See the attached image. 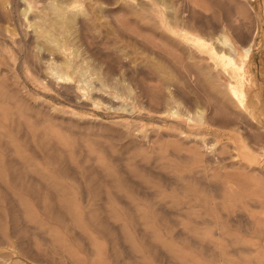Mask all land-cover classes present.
Masks as SVG:
<instances>
[{
  "label": "rangeland",
  "instance_id": "1",
  "mask_svg": "<svg viewBox=\"0 0 264 264\" xmlns=\"http://www.w3.org/2000/svg\"><path fill=\"white\" fill-rule=\"evenodd\" d=\"M200 1L209 10L204 14L186 9L181 0H169L177 13L190 15L186 26L169 32L147 13L128 7L114 10L107 21L97 12L92 28L77 30L70 24L61 29L58 36L69 33L70 48L90 84L101 83L122 99L135 91L143 109L129 117L107 105L97 110L92 102L77 104L45 86L43 68L33 67L40 60L41 41L33 38L35 26L43 23L33 13L48 12L47 0L32 9L21 0H0V264H264V0ZM114 17L123 20L122 27L137 30L142 42L122 28L117 31ZM237 17L247 22L239 19L238 24ZM213 23L218 29L227 26L239 51L254 40L246 72L250 86L237 83L245 90L243 107L232 98L231 80L213 66L208 50L193 47V40L204 38ZM108 30L114 35L109 37ZM240 74L233 71L232 81ZM172 78L180 96L171 92ZM171 107L172 114L164 112ZM196 109L204 111L202 121ZM156 110L162 111L159 118L152 114ZM237 186L240 194L233 198L231 189Z\"/></svg>",
  "mask_w": 264,
  "mask_h": 264
},
{
  "label": "bare ground",
  "instance_id": "2",
  "mask_svg": "<svg viewBox=\"0 0 264 264\" xmlns=\"http://www.w3.org/2000/svg\"><path fill=\"white\" fill-rule=\"evenodd\" d=\"M21 1H23L24 3H25V5H26V7L27 8H30V9H32V7H35L36 6V4H37V1H41V0H21ZM90 3L88 4V5H85V3H86V0H47V2L48 3H46L44 6H47L46 8L48 9V12L47 11H45V13H42L41 11L43 10V9H40L39 11H37V12H35V13H33L35 16H34V18L35 17H40V19H42V21H43V23H40V24H38V25H36L34 28H35V30L37 29V28H39L38 30H36L37 31V33H36V31L35 30H33L32 32L33 33H36L35 34V36L32 34V33H30V35L32 34L33 35V38L35 39H41V41L40 42H42V44H39L38 43V47H39V58H40V60L38 61V62H35L34 64H33V67H35V68H38L37 67V65L39 66V67H41V68H43V69H41L42 71H43V73H44V82H45V86H51L52 88L54 87L55 89H56V91L57 92H61L60 94H62V93H66L67 94V96H69V98L71 99V100H76L77 102V104H79V103H81L82 102V105H83V103L84 104H86L87 102H92L91 103V105L92 106H94V107H97V108H95V109H97L98 110V106L100 105V104H102V105H107L108 106V108L110 109V110H114V111H118V112H120L121 114L120 115H122V116H129V117H132V116H134V114H135V112H137L136 110L139 108V109H143L141 106V104L139 103V98H137L138 96H137V94H134L135 93V91L134 92H132L133 90H130V92H131V96L130 95H128V96H126L127 97V99H122L120 96H119V94L117 93V92H111V91H108V90H106L105 88H103L102 87V85H101V83H100V85L99 86H97V85H92V84H90L89 83V81H87L86 79L87 78H83L84 77V74H85V69L81 66V60H79L77 57H78V55L75 53V50L73 51V49H71L70 47H71V38L69 39V33L68 32H70V35H73V34H71V32H73V31H71L70 29H72V28H66V29H68L67 30V32L66 33H68V34H65V33H63V35H62V37H59L60 36V31H61V29L63 28V27H65V26H68V25H70L71 24V26L73 25L77 30H79L81 27L82 28H92L93 27V25H94V23L96 24V22H95V20H96V15H97V12L98 13H102L101 15H98V16H100V17H110L109 15L115 10V11H117V10H120L121 8H130L131 10H132V12H135V13H147L146 15L147 16H149V18H150V20H153L161 29H163L164 31H171L172 29H174V28H181L182 26H186V25H184V23L186 22V19H189V14H184L183 12H182V14L180 13H177V11H176V8H175V6L174 5H171V4H169V0L167 1V0H140V1H138V0H102V2H96L97 0H88ZM181 1H183V3H184V6L186 7V9L188 8V10L190 9L191 11H196V12H198L199 14H204V13H206L207 11L206 10H208L207 9V7L205 6L206 4H203L200 0H181ZM230 0H228V2H229ZM233 1V0H232ZM3 2V1H2ZM136 2H138V4L136 3ZM173 2V1H172ZM175 2V1H174ZM219 2H221V1H219L218 0V3ZM224 2H225V0H224ZM227 1H226V3H228ZM102 3H104V5H102ZM179 3V2H178ZM214 3V2H213ZM226 3H222L221 5H224V6H226L227 4ZM87 4V3H86ZM135 4H137L138 5V7H135L134 5ZM175 4H176V2H175ZM217 4V3H216ZM228 4H231V3H228ZM232 6H233V3L231 4ZM230 5V6H231ZM84 6H85V8H84ZM7 7V6H6ZM38 7V6H37ZM234 7H236V6H234ZM38 8H40V7H38ZM169 8H171V13H169ZM225 8V7H224ZM231 8V7H230ZM26 9V8H25ZM37 9V8H36ZM46 9V10H47ZM232 9L234 10V9H236V8H233L232 7ZM238 9H240V8H238ZM24 10V9H23ZM25 11V10H24ZM29 11V10H28ZM114 11V12H115ZM187 11V10H186ZM209 11V10H208ZM235 11V10H234ZM234 11H232L231 9H230V12H234ZM237 11V10H236ZM27 12V11H26ZM25 12V14L27 15L28 13H26ZM32 12V11H31ZM184 12H185V10H184ZM229 12V13H230ZM37 13V14H36ZM189 13V12H188ZM226 13H227V9H226ZM117 14V13H116ZM121 14V13H120ZM208 14H210L209 12H208ZM207 14V15H208ZM230 14H232L231 16H233L234 17V13H230ZM119 15V14H118ZM117 15V16H118ZM205 16V17H207L208 18V16ZM124 17V15H120V17L121 18H123ZM224 16H226V15H224ZM236 16H237V13H236ZM99 17V18H100ZM119 17V16H118ZM223 17V16H222ZM19 18V17H18ZM98 17H97V19L100 21V19H99ZM111 18V17H110ZM110 18H109V20H110ZM125 18V17H124ZM193 18V17H192ZM39 19V20H40ZM212 18L210 17V20H211ZM225 19V18H224ZM236 19H238V24H240V22L242 21H245L244 19H242L241 20V17L239 18V17H237ZM239 19L241 20V21H239ZM25 20V19H24ZM33 20H35V19H33ZM105 21H107L106 20V18L104 19ZM120 18H117V17H114L113 18V24L112 23H110V24H112L113 26H115V28H116V30L118 31V29H121L122 28V30H124V32H126V34H130V35H132L133 36V38H135V39H139L140 38V36L139 35H137V33H136V31H135V29H130V27L128 28V26H127V28H124V27H122L123 25L121 24V22L123 21H121L120 22ZM194 20V19H193ZM208 20H209V18H208ZM26 21V20H25ZM38 21V20H37ZM41 21V20H40ZM204 21H205V19H204ZM23 22V21H22ZM46 22V23H45ZM104 22V21H103ZM206 22V21H205ZM212 22V21H211ZM245 22H247V20L245 21ZM35 23H36V21H35ZM98 23V22H97ZM108 23H109V21H108ZM107 23V24H108ZM140 23V22H139ZM151 23V22H150ZM149 23V24H150ZM190 23V22H189ZM197 23V22H196ZM244 23V22H243ZM28 24V23H27ZM104 24V23H103ZM110 24H108V25H110ZM131 24V23H130ZM156 24H154V25H156ZM185 24H188V23H185ZM236 24H237V22H236ZM242 24V23H241ZM249 25L248 23H245L244 25ZM21 24L19 23V26H20ZM121 25V26H120ZM133 25V24H132ZM243 25V24H242ZM246 25V26H247ZM70 26V27H71ZM103 26V25H102ZM106 26V25H105ZM125 26H126V24H125ZM187 26H189V25H187ZM191 26V25H190ZM193 26V25H192ZM240 26V25H239ZM22 27V26H21ZM110 27V26H109ZM134 27V26H133ZM196 27H197V25H196ZM202 27V26H201ZM243 28L242 29H244V27L245 26H242ZM99 28V25H98V27H97V29ZM106 29H108V27H105ZM115 28H113V30L115 29ZM154 28H156V26L154 27ZM198 28V27H197ZM200 28V27H199ZM203 28H204V26H203ZM241 28V27H240ZM21 29V28H20ZM33 29V28H32ZM65 29V30H66ZM103 29V28H102ZM105 29V30H106ZM182 29V28H181ZM183 29H185V27L183 28ZM195 29V28H194ZM208 30L206 31V34H205V37L204 38H196L195 40H193V47H195V48H198V50H202L203 48L204 49H206V50H208V52H209V58H210V60L212 61V64H213V66L215 67V66H220L221 67V70L223 71V73L224 74H227L228 76H229V78H230V80H231V83H229V91H230V94H231V96H232V98L233 99H235V100H237V103H238V106L239 107H243V99L245 98V96H246V94H245V90H241L239 87H238V84L237 83H242V85H244V86H246L245 85V83H247V86H248V80H247V77H246V72H245V65H246V63H247V61H248V57H249V54L251 53V51H252V44H253V41L254 40H252L251 42H248L249 44H247V45H245V46H242V48H241V51H239L238 50V48H237V46H236V42L234 41V39L232 38V36H231V34L229 33V31L227 30V26H221V28L220 29H218V26L216 25V23H213L211 26H209L208 28H207ZM234 29H236V28H234ZM234 29H233V31H234ZM95 30V29H94ZM115 30V31H116ZM204 30V29H203ZM238 30H239V28H238ZM241 30V29H240ZM239 30V32H241ZM246 29H244L243 31H245ZM63 31V30H62ZM74 31H75V29H74ZM96 31V30H95ZM107 31V30H106ZM109 31V30H108ZM112 31V30H111ZM120 31V30H119ZM192 31H195V30H192ZM28 32V31H27ZM31 32V31H30ZM80 32V31H79ZM105 32V31H104ZM113 32V31H112ZM154 32V31H153ZM200 32V31H199ZM238 32V33H239ZM254 32V31H253ZM24 33V35H25V32H23ZM109 33H110V31H109ZM108 32H107V34L109 35V37H110V35H114V32H113V34L112 33H110L109 34ZM237 33V32H236ZM27 35H28V33H26ZM87 34V33H86ZM85 34V35H86ZM105 34H106V32H105ZM116 34V33H115ZM139 34V33H138ZM201 34H202V32H201ZM59 35V36H58ZM124 35V34H123ZM148 35V34H147ZM151 35V34H150ZM242 35V34H241ZM255 35V34H254ZM22 36H23V34H22ZM26 36V35H25ZM24 36V37H25ZM90 36V35H89ZM139 36V37H138ZM143 36V35H142ZM152 36V35H151ZM236 36V35H235ZM237 36H239V35H237ZM246 36V35H245ZM70 37H72V36H70ZM101 37V36H100ZM104 37V36H103ZM108 36L106 35V38H107ZM127 37V36H126ZM145 38H147L146 36H144ZM149 37V36H148ZM155 37V36H154ZM154 37H151V39L152 38H154ZM247 37V36H246ZM250 37V36H249ZM27 38V37H26ZM90 38V37H89ZM105 38V39H106ZM125 38V37H124ZM145 38H141L142 40H144V42H145ZM252 38H254V37H252ZM25 39V38H24ZM30 39H32V36L30 37ZM104 39V40H105ZM127 39H128V37H127ZM134 39V40H135ZM148 39V38H147ZM146 39V40H147ZM249 39V38H248ZM247 39V40H248ZM33 40V39H32ZM42 40H45L46 42L44 43ZM103 40V39H102ZM115 40V39H114ZM114 40H112L113 41V43L115 42ZM126 40V39H125ZM131 40V39H130ZM149 40H150V37H149ZM34 42L33 43H37V41H35V40H33ZM112 41H111V38H110V41H108V42H111L112 43ZM131 41H133V40H131ZM138 41V40H137ZM139 41H141L140 39H139ZM148 41V40H147ZM150 41H152V40H150ZM29 42H30V40H29ZM73 42H75V41H73ZM106 42H107V40L105 41V44H106ZM125 42V41H124ZM136 42V41H135ZM142 42V41H141ZM143 42V43H144ZM154 42H156V41H154ZM158 42V41H157ZM156 42V43H157ZM160 42V41H159ZM159 42L157 43V44H159ZM245 42V41H244ZM31 43H32V41H31ZM29 44V45H33V44ZM47 43H50V44H47ZM102 43H104V41H102ZM102 43L100 44V43H98L100 46L102 45ZM116 43V42H115ZM127 43V42H126ZM134 43V42H133ZM163 42H161L160 44L161 45H163L162 44ZM97 44V45H98ZM110 44V43H109ZM108 44V45H109ZM118 43H116L115 45H117ZM130 43H128V48H131V47H129L130 45H129ZM138 44V43H137ZM146 44H147V42H146ZM148 44H150V43H148ZM255 44V43H254ZM27 45V44H26ZM29 45H28V47H29ZM36 45V44H35ZM75 45V44H74ZM96 45V44H95ZM125 45V44H124ZM156 45V44H155ZM161 45H159V46H161ZM137 46V45H136ZM149 46V45H148ZM152 46V45H151ZM158 46V47H159ZM166 45H164V47H165ZM34 47V46H33ZM36 47V46H35ZM34 47V48H35ZM99 47V46H98ZM119 47V46H118ZM126 47V46H125ZM124 47V48H125ZM153 48L152 49H154V46H152ZM162 47V46H161ZM190 47H192V45L190 46ZM189 47V50H191V48ZM192 47V48H193ZM97 48V47H96ZM102 48V47H101ZM117 48V47H116ZM155 48H156V46H155ZM36 49V48H35ZM34 49V50H35ZM167 49V48H166ZM171 49V48H170ZM77 50V49H76ZM102 50V49H101ZM168 50V49H167ZM35 51H38L37 49L35 50ZM140 51H142V50H140ZM159 51V50H158ZM97 52V51H96ZM163 52V51H162ZM162 52H161V54H162ZM171 52V51H170ZM117 53H118V51H117ZM131 53H132V51H131ZM152 53H154V52H152ZM167 53V52H166ZM196 53V52H195ZM194 53V54H195ZM146 54V53H145ZM174 54H175V51H174ZM85 55V54H84ZM113 55V54H112ZM120 55V54H119ZM154 55V54H153ZM158 55H160V54H158ZM163 55V54H162ZM162 55H160L161 57H162ZM123 56V55H122ZM147 56V55H146ZM169 56V55H168ZM129 57V56H128ZM144 57V56H143ZM159 57V56H158ZM170 57V56H169ZM173 57H175V55L173 56ZM173 57H172V60H173ZM198 57V56H197ZM86 58V57H85ZM121 58V57H120ZM123 58V57H122ZM153 58V57H152ZM195 58V57H194ZM201 58H202V56H201ZM207 58V57H206ZM206 58H204V59H206ZM113 59H117V61H118V58L116 57V58H113ZM143 59V58H142ZM197 59V58H196ZM199 59H200V56H199ZM203 59V58H202ZM33 60H35V59H32V61ZM137 60V59H136ZM149 60V59H148ZM151 60V59H150ZM155 60V59H154ZM175 61H176V59H174ZM174 60H173V64L175 63L174 62ZM113 61V60H112ZM111 61V62H112ZM124 61H125V57H124ZM127 61V60H126ZM166 61H168V60H166ZM203 61V60H202ZM119 62V61H118ZM118 62H116V63H118ZM162 62V61H161ZM171 62V61H170ZM27 63V62H26ZM31 63H33V62H31ZM30 63V64H31ZM85 63V62H84ZM116 63L114 64L115 66H116ZM127 63V62H126ZM125 63V64H126ZM154 63V62H153ZM169 63V62H168ZM37 64V65H36ZM87 64H89V63H87ZM155 64H158L157 63V60H156V63ZM155 64H153V67L155 68V66L157 67V65H155ZM170 64H172V63H170ZM84 65V64H83ZM85 65H86V63H85ZM121 65L123 66V64L121 63ZM121 65H120V67H121ZM137 65V64H136ZM211 65V64H210ZM114 66V67H115ZM132 66V65H131ZM147 66H149V65H147ZM204 66V64H202V67ZM212 66V65H211ZM113 67V66H112ZM127 67V66H126ZM160 67V66H159ZM175 68H177L176 70H178V73H179V70H180V72L181 73H184L185 74V72L184 71H182L181 69H178V67H180V64L179 65H176L175 64V66H174ZM205 67V66H204ZM203 67V71H204V68ZM115 68H118V67H115ZM122 68V67H121ZM130 68V67H129ZM153 68V69H154ZM158 68V67H157ZM211 68V67H210ZM209 68V69H210ZM94 69V68H93ZM126 69H128V68H126ZM151 69H152V67H151ZM159 69V68H158ZM163 69V67L161 68V70ZM207 69V68H206ZM208 69V70H209ZM33 70V69H32ZM100 70V69H99ZM164 70H166V69H164ZM168 70V69H167ZM235 70H237L238 72H242V75L240 74V76L237 78L238 80L235 82L234 80L232 81V79H233V71H235ZM129 71V70H128ZM139 71V70H138ZM163 71V70H162ZM211 71V70H210ZM219 71V70H218ZM35 72H37V71H35ZM40 72V71H39ZM88 72V71H87ZM113 70H109V73H110V75H114L113 73ZM133 72V71H132ZM145 72V71H144ZM164 72V71H163ZM135 73V72H134ZM158 73H160V72H158ZM169 74V72H164V74ZM213 73H216L215 71L213 72ZM213 73H211V74H213ZM136 74V73H135ZM163 74V75H164ZM38 75V74H37ZM161 76H162V73L160 74ZM159 75V76H160ZM28 76V75H27ZM91 76H92V74H91ZM135 76V75H134ZM158 76V77H159ZM181 76V75H180ZM184 76H186V74L184 75ZM212 76V75H211ZM210 76V78H212ZM216 76V75H215ZM43 77H42V79H43ZM93 77V76H92ZM126 77H127V75H126ZM150 77V76H149ZM153 77V76H152ZM157 77V78H158ZM172 77V76H171ZM170 77V78H171ZM175 77H177V76H175ZM30 79H31V77H29ZM34 79L36 78V77H33ZM38 78V77H37ZM37 78H36V80L35 81H37ZM125 78V77H124ZM166 78H169V75H168V77H166ZM178 78H180V77H178ZM116 79V78H115ZM114 79V80H115ZM139 79V78H138ZM155 79V78H154ZM159 79H161V78H159ZM163 79V78H162ZM165 79V78H164ZM189 79H190V81L191 82H195V80H194V78L192 77V75H189ZM112 81V82H116V81ZM141 80V79H140ZM157 80V79H156ZM171 80V82H172V86L174 87L175 85H173L174 84V82H173V78L172 79H170ZM176 80V79H175ZM215 80V79H214ZM222 80V79H221ZM94 81V80H93ZM165 81H167V82H170V81H168V80H165ZM34 82V81H33ZM111 82V81H110ZM164 82V81H163ZM177 83H178V81H176ZM180 82V81H179ZM222 82H224V81H222ZM140 83H141V81H140ZM165 83V82H164ZM163 83V84H164ZM42 84V83H41ZM113 84V83H112ZM163 84H162V87H166V86H168V85H170L171 86V84H165V86H163ZM184 84V83H183ZM38 85V84H37ZM39 86V85H38ZM42 86H43V84H42ZM106 86V85H105ZM104 86V87H105ZM113 86V85H112ZM111 86V87H112ZM121 86H124V83H121ZM179 86V85H178ZM193 86H195V85H193ZM197 86V85H196ZM243 86V87H244ZM246 86V88H248ZM44 87V86H43ZM114 87V86H113ZM157 87H159V86H157ZM156 87V88H157ZM161 86H160V88H162ZM199 86H197V87H195V89L196 90H198V91H200L199 89H197ZM226 87V86H225ZM120 88V87H119ZM123 88V87H122ZM132 88V87H131ZM139 88V87H138ZM160 88H159V92L161 91L160 90ZM166 88H170V89H172L171 87H166ZM200 88V87H199ZM213 88V87H212ZM126 89V88H125ZM128 89H130V88H128ZM141 89V88H140ZM148 89V88H147ZM155 89V88H154ZM158 89V88H157ZM169 89V90H170ZM156 90V89H155ZM155 90H152L151 91V94H152V92H153V94H155ZM173 90L174 91H171V92H173L174 93V95H176V96H180L181 94H180V92H179V89H177V87H176V89H175V87L173 88ZM55 91V92H56ZM150 91V90H149ZM148 91V92H149ZM157 91V90H156ZM167 91V90H166ZM52 92V91H51ZM127 92V91H126ZM140 92V91H139ZM156 93V94H158V96L160 95V93ZM163 92V91H162ZM161 92V93H162ZM42 93V92H41ZM128 94H129V92H127ZM132 93H133V95H132ZM136 93H138L137 92V90H136ZM200 93V92H199ZM150 94V95H151ZM155 94V95H156ZM169 94H170V92H169ZM180 94V95H179ZM42 95H43V93H42ZM44 95H46V94H44ZM43 95V96H44ZM172 95V94H171ZM65 97V95H64V98H68V97ZM154 96V95H153ZM164 96V95H163ZM202 96H204L203 94H202ZM162 97V96H161ZM181 97H183V98H185L183 95L181 96ZM181 97H179V98H181ZM206 97V96H205ZM156 98H158V97H155V99ZM174 98V97H173ZM196 98H198V97H196ZM160 99H162V98H160ZM160 99H158V101L160 100ZM41 100V99H40ZM157 100V99H156ZM183 100H186V99H183ZM188 100V99H187ZM187 100H186V102H187ZM162 101V100H161ZM160 101V102H161ZM189 101V100H188ZM63 102H65V101H63ZM69 102H71V101H69ZM72 102H74V101H72ZM174 102V101H173ZM184 102V101H183ZM191 102V101H190ZM207 102H209V100L207 101ZM150 102L148 101V104H149ZM216 103V102H215ZM159 104V103H158ZM197 104V103H196ZM4 105V104H3ZM141 105V106H140ZM174 105H176V104H174ZM10 106V105H9ZM14 106V105H13ZM71 106V105H70ZM76 106V105H75ZM75 106L73 107V108H75ZM145 106V105H144ZM147 106V105H146ZM155 106V105H154ZM3 107V106H2ZM85 107V106H84ZM150 107V106H149ZM155 107H158V106H155ZM177 107V106H176ZM194 107V106H193ZM200 107V106H199ZM199 107H197V108H199ZM4 108L6 109V107H5V105H4ZM7 108H8V105H7ZM58 108V107H57ZM154 108V107H153ZM160 107H158V109H159ZM179 108V107H178ZM201 108V107H200ZM13 109V108H12ZM100 109V108H99ZM155 109V108H154ZM162 109V108H161ZM85 110V109H84ZM103 110H104V108H103ZM170 110V109H169ZM169 110H165L164 112H167V113H171V111H174V110H172V107H171V110H170V112H169ZM80 111V110H79ZM105 111V110H104ZM144 112L146 111V110H143ZM16 112H19V111H16ZM95 112V111H94ZM144 112H142L141 111V113H144ZM162 111H160V110H156V111H154V113H152V114H157L156 115V117L157 118H159L160 117V113H161ZM178 112V111H177ZM196 114H197V116H198V119L200 120V121H202L203 120V114H204V111L201 109V110H198V109H196ZM3 113V112H2ZM20 113H21V111H20ZM104 113V112H103ZM147 114H149V112L148 113H146V115ZM172 114V113H171ZM171 114H169L170 116H171ZM18 115V119H19V114H17ZM30 115V114H29ZM143 115V114H142ZM164 115V114H163ZM173 115H174V113H173ZM25 116H27V115H25ZM145 116V115H144ZM30 117H32V116H30ZM128 117V118H129ZM138 117V116H137ZM162 117V116H161ZM210 117V116H209ZM118 118V117H117ZM127 118V117H126ZM180 118V117H179ZM233 118V117H232ZM33 119H34V117H33ZM43 119V118H42ZM41 119V120H42ZM46 119V118H45ZM173 119V118H172ZM177 119V118H176ZM181 119V118H180ZM211 119V118H210ZM40 120V121H41ZM47 120V119H46ZM45 120V121H46ZM126 120V119H125ZM163 120H165V119H163ZM212 120V119H211ZM215 120V119H214ZM43 121V120H42ZM41 121V123L43 124V122ZM124 121V120H123ZM122 121V122H123ZM127 121V120H126ZM174 121V120H173ZM197 121V120H196ZM21 122V121H20ZM35 122H39V121H35ZM116 122V121H115ZM130 122V121H129ZM146 122V121H145ZM151 122V121H150ZM180 122V121H179ZM187 122H189V121H187ZM27 123V122H26ZM41 123H39L40 125H41ZM45 123V122H44ZM53 123V122H52ZM127 123V122H126ZM136 123V122H135ZM202 123H204V122H202ZM46 124H47V122H46ZM123 124V123H122ZM158 125H159V123H157ZM183 124V123H182ZM230 124V123H229ZM35 125V124H34ZM40 125H38V126H40ZM47 125H49V131L50 130H52L51 128H50V125L51 124H47ZM47 125L45 126V128H43V129H46L47 128ZM135 125V124H134ZM137 125V124H136ZM179 125V124H178ZM36 126V125H35ZM127 126V125H126ZM154 126H155V124H154ZM159 126H161V125H159ZM167 126V125H166ZM202 125H200V127H201ZM41 127V126H40ZM52 127V126H51ZM123 127H125L124 126V124H123ZM135 127V126H134ZM139 127V126H138ZM182 127V126H181ZM36 128V127H35ZM38 128V129H37ZM36 129L39 131V127H37ZM183 128V127H182ZM53 129H55V126L53 125ZM127 129V128H126ZM128 129H132V128H130V127H128ZM146 129H147V127H146ZM151 129H152V127H151ZM181 129V128H180ZM48 130V129H47ZM135 130V129H134ZM140 130V129H139ZM149 130V129H148ZM173 130V129H172ZM24 131V130H23ZM34 131V130H33ZM40 131H42L43 132V130H42V127H41V130ZM128 131V130H127ZM131 131H133V130H131ZM138 131V130H137ZM141 131H142V128H141ZM143 131H145V130H143ZM129 132V131H128ZM134 132L135 131H133V134H134ZM139 132V131H138ZM150 132V131H149ZM148 132V133H149ZM203 132V131H202ZM24 133H27L26 131H24ZM40 133V132H39ZM51 133V132H50ZM130 133V132H129ZM147 133V134H148ZM153 133V132H152ZM53 134V133H52ZM132 134V135H133ZM137 134V133H136ZM139 135H140V133H138ZM143 134H146V133H143ZM164 134V133H163ZM135 135V134H134ZM150 135H151V133H150ZM165 135V134H164ZM184 135V134H183ZM182 135V136H183ZM199 135V134H198ZM201 136H202V134H200ZM22 136V135H21ZM30 136V135H29ZM28 136V137H29ZM129 136V135H128ZM144 137L146 136V135H143ZM148 136V135H147ZM153 136V135H152ZM151 136V137H152ZM155 136V135H154ZM167 136V135H166ZM50 137H51V135H50ZM138 137V136H137ZM136 137V138H137ZM139 137H142V136H139ZM143 137V138H144ZM192 137V136H191ZM196 137V136H195ZM198 137V136H197ZM200 137V136H199ZM150 138V137H149ZM148 138V139H149ZM154 138V137H153ZM167 138V137H166ZM184 138V137H183ZM249 138V137H248ZM29 139V138H28ZM30 140V139H29ZM28 140V141H29ZM133 140H135V139H133ZM146 140V139H145ZM191 140V139H190ZM210 140V139H209ZM55 141V140H54ZM137 141V140H136ZM151 141H153L152 139H151ZM192 141V140H191ZM190 141V142H191ZM212 141V140H211ZM210 141V142H211ZM51 142H52V140H51ZM56 142V141H55ZM54 142V143H55ZM148 142V141H147ZM154 142V141H153ZM207 142V141H206ZM209 142V141H208ZM252 142V141H251ZM152 143V142H151ZM160 143V142H159ZM192 143V142H191ZM211 143H213V142H211ZM211 143H207V144H211ZM215 143V142H214ZM224 143V142H223ZM9 144V143H8ZM55 144H57V143H55ZM161 144V143H160ZM189 144V143H188ZM201 144H203V142L201 143ZM207 144L206 145H204L205 147L207 146ZM11 145V144H10ZM31 145V144H30ZM54 145V144H53ZM96 145V144H95ZM55 146V145H54ZM53 146V147H54ZM79 146H81V145H79ZM210 146H212V144L210 145ZM228 146V145H227ZM234 146V145H233ZM253 146V145H252ZM59 147V146H58ZM80 148V147H79ZM208 148V147H207ZM210 148V147H209ZM235 149V148H234ZM12 150V149H11ZM55 150H57V149H55ZM214 149H212V151H213ZM10 151V150H9ZM209 151V150H208ZM207 151V152H208ZM84 153H85V151H84ZM217 153V152H216ZM254 153V152H253ZM64 154V153H63ZM77 154H79V152L77 153ZM206 154V153H205ZM214 154H215V152H214ZM184 155V154H183ZM217 155H218V153H217ZM233 155V154H232ZM108 156H110V155H108ZM213 156H215V155H213ZM235 156V155H234ZM89 156H87V158H88ZM215 158V157H214ZM209 159V158H208ZM216 160V159H215ZM12 161H14V160H12ZM16 161V160H15ZM211 161V160H210ZM79 162V161H78ZM77 162V163H78ZM13 163V162H12ZM20 163H18V166L20 167L21 165H19ZM93 164V163H92ZM221 165H223V163L221 164ZM256 168V167H255ZM95 169V168H94ZM150 170V169H149ZM260 173V172H259ZM163 175V174H162ZM31 178V177H30ZM36 179V178H35ZM174 179V178H173ZM197 179V178H196ZM199 179V178H198ZM84 187V186H83ZM214 187V186H213ZM212 188V187H211ZM211 188H209V189H211ZM214 188H216V187H214ZM232 191H231V193H232V196H233V198H236L237 196H238V194H240L239 192V187L237 186V187H232V189H231ZM214 191H217V189L215 190L214 189ZM222 191V190H221ZM86 198V197H85ZM83 199V198H82ZM86 200V199H85ZM261 202V201H260ZM85 204V203H84ZM83 204V205H84ZM33 206V205H32ZM146 209V208H145ZM147 211H149V210H147ZM133 215V214H132ZM141 217V216H140ZM242 217H244V216H242ZM245 219V218H244ZM243 219V220H244ZM86 220V219H85ZM245 221V220H244ZM246 223V222H245ZM249 229H250V227H249ZM109 239V238H108ZM104 240V239H103ZM85 243H87V242H85ZM124 248V247H123ZM126 248V247H125ZM125 252H126V250H125ZM79 254V253H78ZM3 255V254H2ZM1 255V256H2ZM127 255V254H126ZM129 255V254H128ZM3 257V256H2ZM9 257V256H8ZM79 257V256H78ZM157 257V256H156ZM5 258V257H4ZM80 258H81V260L80 261H85L84 259L82 260V257L80 256ZM1 260L3 259V258H0ZM86 259V258H85ZM97 259V258H96ZM160 259V258H159ZM5 261V260H4ZM79 261V260H78ZM92 261V260H91ZM98 261V260H97ZM1 262V261H0ZM70 262V261H69ZM100 261H98V263H99ZM3 263V262H2ZM6 263H8V262H6ZM94 263H96V262H94ZM101 263V262H100ZM71 264V263H70ZM85 264V263H84ZM87 264V263H86Z\"/></svg>",
  "mask_w": 264,
  "mask_h": 264
},
{
  "label": "crops",
  "instance_id": "3",
  "mask_svg": "<svg viewBox=\"0 0 264 264\" xmlns=\"http://www.w3.org/2000/svg\"><path fill=\"white\" fill-rule=\"evenodd\" d=\"M248 68H249V60L247 61L246 65H245V72L248 71ZM248 73V72H247ZM247 77V80H248V87L250 86V78L246 75Z\"/></svg>",
  "mask_w": 264,
  "mask_h": 264
}]
</instances>
